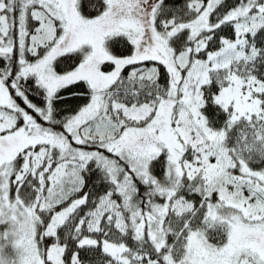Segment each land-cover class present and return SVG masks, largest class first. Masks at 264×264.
Returning a JSON list of instances; mask_svg holds the SVG:
<instances>
[{
    "label": "snow or ice",
    "instance_id": "obj_1",
    "mask_svg": "<svg viewBox=\"0 0 264 264\" xmlns=\"http://www.w3.org/2000/svg\"><path fill=\"white\" fill-rule=\"evenodd\" d=\"M0 264H264V0H0Z\"/></svg>",
    "mask_w": 264,
    "mask_h": 264
}]
</instances>
